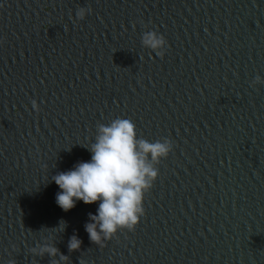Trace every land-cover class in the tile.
I'll return each mask as SVG.
<instances>
[{
  "label": "water",
  "instance_id": "water-1",
  "mask_svg": "<svg viewBox=\"0 0 264 264\" xmlns=\"http://www.w3.org/2000/svg\"><path fill=\"white\" fill-rule=\"evenodd\" d=\"M118 117L172 150L100 246L51 178ZM0 264H264V0H0Z\"/></svg>",
  "mask_w": 264,
  "mask_h": 264
},
{
  "label": "clouds",
  "instance_id": "clouds-1",
  "mask_svg": "<svg viewBox=\"0 0 264 264\" xmlns=\"http://www.w3.org/2000/svg\"><path fill=\"white\" fill-rule=\"evenodd\" d=\"M88 13L81 7L75 15L82 20ZM141 43L161 57L165 54V37L156 31H145ZM31 104L38 110L35 100ZM87 148L91 153L88 161L78 162L51 179L58 186L55 203L63 211L74 208L78 201L97 205L95 213H89L85 231L90 241L103 246L118 231L134 230L144 215V194L159 174L155 165L169 155L172 143L166 138L154 142L138 138L135 124L118 117L108 124H98L94 141ZM80 244L73 236L68 247L76 250ZM30 251L50 256L56 253L49 245L32 247Z\"/></svg>",
  "mask_w": 264,
  "mask_h": 264
}]
</instances>
